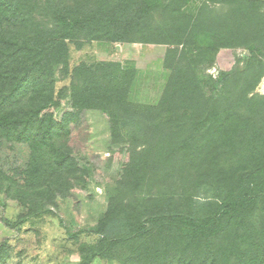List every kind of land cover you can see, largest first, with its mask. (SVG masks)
<instances>
[{"label":"trees","instance_id":"obj_1","mask_svg":"<svg viewBox=\"0 0 264 264\" xmlns=\"http://www.w3.org/2000/svg\"><path fill=\"white\" fill-rule=\"evenodd\" d=\"M220 1L228 6L226 19L239 24V30L233 33L227 26L230 32L221 34L218 46L235 47L234 42L248 47L253 52L250 68L257 60L262 64L264 41L254 38L264 34L256 29L262 26L255 13L264 0ZM155 9L148 0H0V140L26 143L32 150L25 185L0 170V189L33 188L32 183L59 192L85 187L92 176L66 146L69 122L85 110H98L110 116L113 136L121 137L124 124L135 120L144 126L138 135L127 132L128 144L141 139L153 143L156 137L174 143L170 153L187 155L171 164L183 189L165 199L139 198L133 195L135 187H143L151 175H137V167L126 172L123 182L114 185L94 232L98 239L87 247L81 264L96 258L120 264H264V233L251 230L250 224L251 217L264 211V137L253 126L264 117V96H251L256 83L234 90L231 75L223 74L218 94L206 96L197 79L190 81L189 64L174 55L162 99L144 106L131 100L135 72L117 65L69 68L70 42L78 49L79 39L134 42L129 36L148 25ZM234 9L237 21L231 19ZM170 16L176 31L169 35L186 37L191 19ZM251 38L257 43L254 49ZM176 52H170L169 61ZM256 52L262 54L260 60ZM59 67L70 79L60 89ZM152 146L146 147L150 156ZM36 194L41 195L39 189Z\"/></svg>","mask_w":264,"mask_h":264},{"label":"rangeland","instance_id":"obj_2","mask_svg":"<svg viewBox=\"0 0 264 264\" xmlns=\"http://www.w3.org/2000/svg\"><path fill=\"white\" fill-rule=\"evenodd\" d=\"M148 1L155 3L156 9L151 13L148 25L129 36L134 42L79 39L78 42L82 43L80 49L75 45L77 43L70 42L69 68L85 66L96 69L100 65H117L120 69L131 70L136 73L131 92L132 102L137 105L155 106L165 93L176 55L184 60V64H189L187 71L191 76L190 81L195 82L197 79L201 84L202 93L206 96L218 94L223 84V74L231 75L230 84H235L234 90L248 82L256 83L251 96H264L262 54L256 52V59L258 57L260 60L261 57L263 63L260 64L257 60L253 63V68H250V60L253 57L251 49L236 46L237 43L234 42L231 44L235 47L218 46L221 34L230 32L227 26L233 27V33H238L239 30V24H230L226 19L229 10L227 5H223L224 2ZM168 3L171 8H167ZM260 7L255 13L262 27L257 25L256 29L264 30V7ZM237 9L241 10L239 7ZM237 9L232 11L233 21L240 17ZM171 12L185 14L187 19H191L186 37L169 35L170 32L176 31L172 26ZM186 23L189 24V21L186 20ZM195 24L198 25L196 29ZM209 31L211 37L205 36ZM262 38L256 37L254 40L264 41V34ZM255 41L252 39V49L257 44ZM172 50L178 52L171 54L169 61L167 56ZM61 71L62 67L56 70L59 89L70 84V79L64 77ZM257 121L253 126L262 130L259 132L263 138L264 117L257 118ZM142 126L144 124L135 120L129 121L122 129L124 134L114 137L107 113L85 110L80 116L74 117V121L68 124L70 132L65 143L72 150L78 165L90 170L91 181L85 184V187L75 185L74 189L62 192L40 187L35 183H32L33 188H30V185H27L26 189L1 188L0 264H81L87 247L98 239L94 232L98 229L99 220L108 210L110 196L117 188L115 183L118 180L123 182L126 172L130 173L135 167L137 175L146 173L151 176L143 187H135L134 196L155 200L164 196L165 199L169 194L180 192L183 188L178 187L171 164L174 166V160L181 161L187 155L170 153L174 143L170 145L160 142L156 137L153 143L147 144L144 143L145 139H141L128 144L130 140L127 132L135 130L138 135ZM149 146L154 149L151 156L147 151ZM142 153L149 156L145 158ZM31 160L32 150L28 144L10 143L6 138L0 140V170L17 184L25 185ZM164 161L165 167L161 164ZM148 168L154 170L151 172ZM42 171L46 172V166H43ZM37 189L41 195L36 194ZM51 193L55 195L54 199H51ZM154 204L151 202V205ZM251 218V230L264 233V211ZM119 226L121 232L122 226ZM91 264L120 263L96 258Z\"/></svg>","mask_w":264,"mask_h":264}]
</instances>
